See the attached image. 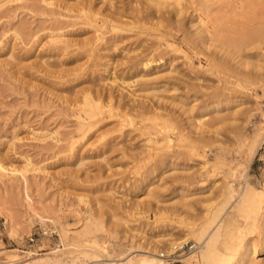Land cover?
Masks as SVG:
<instances>
[{"label": "rangeland", "instance_id": "1", "mask_svg": "<svg viewBox=\"0 0 264 264\" xmlns=\"http://www.w3.org/2000/svg\"><path fill=\"white\" fill-rule=\"evenodd\" d=\"M128 1L115 0L113 8L107 0H0V159L19 169L29 157L34 167L26 179L0 173V264H92L73 242L70 252L59 251L63 246L57 230L60 221L80 231L90 216L102 222L96 233H111L110 244L114 240L134 253L157 245V254L168 255L171 244L182 240L185 223L201 228L213 218V228L230 210L235 193L213 217L225 199L220 190L227 181L238 189L243 183L264 184V140L250 162L246 153L247 140L264 113V39L259 48L234 53L242 33L258 31L264 37V17L222 18L217 22L220 32L214 34L218 40L210 47L197 39L182 41L183 31L168 27L165 37L178 50L145 68H154L157 77L147 85L143 80L132 85H140L137 92L145 95L134 100L106 84L104 76L135 79L133 74L144 70L139 64L148 53L144 48L154 38L137 28L115 31L105 25L97 31L92 23L104 12L129 10L143 0ZM80 5L95 16L93 25L75 16ZM171 26L177 27L174 22ZM97 34L104 38L96 40ZM55 35L67 40L65 49H50ZM82 39L89 40V50L77 44ZM186 54L194 67L187 65ZM210 56L224 66L212 67ZM110 92L113 105L101 109L96 125L81 138L73 104H81L85 95L94 104L106 102ZM214 104L219 110L207 115L214 117L206 124L210 131L204 124L205 130L196 132L201 129L191 126L189 117ZM131 105L144 106L135 111ZM151 106L163 117L152 118ZM218 116L223 117L220 123ZM181 128L193 129L192 134L179 140ZM164 138L168 144L154 143ZM30 198L50 220L40 222L30 213ZM47 226L57 234L47 232ZM261 233L256 228L247 235L260 242ZM159 235L171 239L155 244ZM186 242L195 244L193 239ZM72 252L82 256L74 259ZM109 254L93 264H118Z\"/></svg>", "mask_w": 264, "mask_h": 264}, {"label": "bare ground", "instance_id": "2", "mask_svg": "<svg viewBox=\"0 0 264 264\" xmlns=\"http://www.w3.org/2000/svg\"><path fill=\"white\" fill-rule=\"evenodd\" d=\"M133 1L134 0H129L128 2L133 3ZM121 2H123V0H121ZM107 3L109 4V7L115 8V0H107ZM3 4H0V7ZM80 6H77L78 9H76L78 10L79 14H77L78 12L76 11L75 16L77 15L76 17L85 18V20H87L86 23L89 25L94 24L93 26L97 31L100 26L102 27L105 25L110 26L111 30L113 29L115 31L123 30L126 27L127 29L137 28L139 29V33H144L150 38L151 36L154 38L151 39L150 44L147 45L146 48H144V50H148V53L145 54L142 60L139 61V64H141L144 70H137L135 74H133V76L136 77L135 79H124L121 75L120 79L118 80V78L115 75L113 76L112 73H110L106 77L104 76V79L107 80L105 82L106 84H109V86H115L118 90L124 91V94L126 96H128L130 99L135 98L134 100H136L137 97H143L144 94L137 92V90L141 88L139 84V86L135 87L132 85H135L142 80L144 85H147L149 80L157 77L158 72L155 71L154 68H145L149 67L152 62L161 61L163 58V54L165 55L169 50H178V48L175 47V42L165 37L169 34L167 30L168 27L172 29L175 28L177 30H182L184 33L181 37L182 41H189L190 38L197 39L204 46L210 47L212 45V42L218 40L214 38V34L217 35V31L218 33L220 32L217 22L222 18L236 15H239L243 19H249L257 16L264 17V0H143L142 2H138V4L135 6L130 5L129 10L122 9L119 12H115L116 15L112 12H104V15L102 13V17L100 19H96L95 16L93 18L89 17L84 5L81 7ZM185 18H187L186 21L189 22V29L187 30L186 28H184ZM91 19H94V21L92 22L93 24L90 21ZM172 22L176 23L177 27H172ZM150 31H156V33L152 34ZM247 34L248 33H242V35L236 37L235 40H237L238 42L234 44V49H238L235 50L234 53L241 50L242 48L250 50L256 47L259 48V45L264 37L258 34V31L254 32L253 36L251 34ZM60 36L61 35L52 36L51 41L53 46L50 49L57 51L58 49H65V47L68 46L67 40L62 39ZM95 38L96 40L101 41L104 37L97 34ZM89 43V40L86 39H82L77 42V44L81 48L82 46L87 47ZM89 49L87 47V50ZM185 58H187V65L189 67H194V62L191 60V57L186 54ZM209 63L212 67L216 68L219 66H224L222 60H213L212 56L209 57ZM242 63L245 64V60ZM215 64H219V66H215ZM106 67H108V63H106ZM147 89H154V87H148ZM153 92H155V90ZM87 96L85 95L83 97V102L81 104L79 103L80 105L76 104L75 106L73 104V108H75L77 115L76 127L81 138L84 137L87 132H89L96 125L99 120V113L101 109L103 107L110 108L113 105V100L115 98L113 92H110L105 97L106 102H104L103 99L102 103L98 102L97 104H94L95 102L91 101L92 98L89 96L88 99ZM142 106L139 105L137 107V105H131V109L133 108L136 111L138 108H142ZM147 106L146 109L148 108ZM218 110V106L215 105L211 107V110H201L202 112L198 111L197 117H189L190 125L201 129H196V132L204 131L205 129H202L204 124L206 125L208 123V119L212 117L211 121L214 120V117L212 115L211 117H208L207 115L211 111ZM144 111L146 110L144 109ZM149 111L152 112V116H154L152 118L154 119L155 117H163V115L158 113L157 109L155 110V108H153L152 106L149 107ZM216 114L217 112L214 115L215 117ZM166 116L165 117L169 119L170 116L167 114ZM219 117L220 116L217 117L218 119L215 118L219 120V122H216L217 120H215L216 123H220L223 121V117ZM261 117L262 121L259 122L256 128L253 129L250 138L247 140L246 153L249 162L255 156L257 148L259 147L261 141L264 140V113H262ZM206 126L209 129V125ZM191 130H189L190 133ZM190 133L188 131L185 132L184 129L182 130L181 128L178 131L179 140H183L184 138L189 137L192 134ZM46 135L47 133L43 134L40 140H44L47 137ZM53 135L54 134L52 132L49 133L48 138L50 137L52 139L54 137ZM154 143L158 146H162L166 143L168 144L165 138L162 141L156 140L154 141ZM72 147L73 145H71V149ZM24 159L25 164L19 169L13 166H5L4 161L2 162V160L0 159V173L7 172L11 176L19 173L20 176L23 177V179H26V172L34 167L29 157H26ZM232 182L233 181H227L221 188L220 192H222V195H225V202L222 200L223 203L220 207L218 206L217 212H214L215 214H213V217H217V214L224 208V204H227L229 202L228 200H231L230 197H232L235 193L237 197L230 205V210L226 212V215L218 220L213 228H210L213 224V218L209 220L211 222H207V225L205 224L204 226H200L201 228L195 226L192 223H185L180 229L182 231V240L179 242L175 241L171 244V246L169 247L171 248L170 253L168 255H165L164 251H158L157 254L155 250L157 245L153 246L152 249L148 248V250H143V252L134 253V251H130L128 248H126L127 246L119 248V246L117 245L122 244L115 245L114 240H112V243L110 244L109 242L111 241V233L106 231L102 233H96V231L99 230L100 227L102 228L103 225L101 224L102 222H100V224H98V222L95 223L93 221L94 219L92 220L93 217L91 218V216V219H86V222L83 224V227L80 231H71V229L68 228L66 224H63L60 221L58 222V226H60V229L57 230L59 231L58 234L63 246L58 250L65 252L66 249H70V252L71 250H73L72 247L75 244L79 246V248L77 249H83V251H81L80 253H82L83 255H87V259H91L90 262L92 261L93 263H95V261L93 260L98 261L100 257L102 258L104 256H107L109 253H113V257H117L115 259L116 261H118V264H171L175 260L182 261L181 263L183 264H264V257L259 256L260 252L264 251V238H261L260 242H255L254 239H251L250 236L247 235L250 231L256 228L259 229V232H264V184L257 186L253 183H243L241 185V188L238 189L233 186ZM149 185H152V182H149L148 186ZM148 186L146 187L148 194H153L151 192V187L147 189ZM153 188L155 187L153 186ZM236 191L238 192L237 194ZM180 192L181 193L179 194L185 197V191ZM26 204L27 208L31 210L30 213L34 214L37 220H39L40 222L44 221V223L45 221L50 220L49 218H45L38 213V210H36L35 206L33 205L34 203L31 198L29 199V201H27ZM10 222L12 223V221ZM12 229L14 230V228ZM52 229L56 231L55 227H53ZM261 234L264 235V233ZM78 235L82 236V238H80ZM157 237L158 238H156L154 242L156 241L155 244L158 245L161 244L163 240H166L168 238L171 239V237H165L162 235H159ZM188 239H193L195 241L194 248L190 249L191 251L188 254H184L185 252H182V256L181 254H175V256H173L174 245L184 243ZM72 242L74 244H72ZM70 254L74 255L75 253L72 252ZM78 255L75 254L73 258H77ZM110 255L111 254H109L108 256ZM81 256L79 255V257ZM171 258L173 259V261H171ZM77 261L80 260H76V262ZM73 263H75V261Z\"/></svg>", "mask_w": 264, "mask_h": 264}, {"label": "built area", "instance_id": "3", "mask_svg": "<svg viewBox=\"0 0 264 264\" xmlns=\"http://www.w3.org/2000/svg\"><path fill=\"white\" fill-rule=\"evenodd\" d=\"M47 228H48L47 232H49L51 235L57 234L56 231L54 229H52L53 226L47 227ZM30 239L32 240V238H30ZM192 248H194V245L193 244L188 245V242H184L181 244H175L174 248H173L174 249L173 255L181 254L182 252H186L187 250H190Z\"/></svg>", "mask_w": 264, "mask_h": 264}]
</instances>
